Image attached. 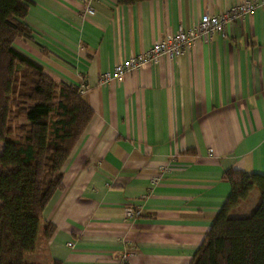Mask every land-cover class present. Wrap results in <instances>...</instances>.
I'll return each instance as SVG.
<instances>
[{
	"label": "crops",
	"instance_id": "0c3cea01",
	"mask_svg": "<svg viewBox=\"0 0 264 264\" xmlns=\"http://www.w3.org/2000/svg\"><path fill=\"white\" fill-rule=\"evenodd\" d=\"M30 1L32 39L15 47L53 80L85 86L93 117L25 262L189 264L230 194L223 173L264 175V8L177 60L102 84L117 62L244 0ZM258 202L254 190L233 210ZM128 206L140 217L125 219Z\"/></svg>",
	"mask_w": 264,
	"mask_h": 264
},
{
	"label": "trees",
	"instance_id": "16d2710c",
	"mask_svg": "<svg viewBox=\"0 0 264 264\" xmlns=\"http://www.w3.org/2000/svg\"><path fill=\"white\" fill-rule=\"evenodd\" d=\"M30 3L0 0V264H28L42 213L93 117L80 87L53 80L15 47L32 39L24 22ZM222 179L230 194L189 264H264V175L228 169ZM254 190L259 202L251 215L229 217ZM53 231L46 224L45 236Z\"/></svg>",
	"mask_w": 264,
	"mask_h": 264
},
{
	"label": "built area",
	"instance_id": "2783aa9c",
	"mask_svg": "<svg viewBox=\"0 0 264 264\" xmlns=\"http://www.w3.org/2000/svg\"><path fill=\"white\" fill-rule=\"evenodd\" d=\"M261 8H264V0H244L218 15L205 13L193 27L186 29L179 27L175 34L167 35L156 41L146 52L117 62L111 72L100 76L99 82L102 84L110 81L119 82L126 74L140 71L150 64H159L163 58L177 60L188 53L197 42L208 43L215 34L224 36L229 26ZM86 10L91 12L90 7H87ZM87 91L85 86L80 87L81 94H86ZM156 180L153 183H156ZM144 197L145 195L142 196V198ZM140 214L139 210L130 206L124 208V217L127 220H135L140 217ZM126 260L127 256L125 255L120 259L119 264H125Z\"/></svg>",
	"mask_w": 264,
	"mask_h": 264
},
{
	"label": "rangeland",
	"instance_id": "374dc122",
	"mask_svg": "<svg viewBox=\"0 0 264 264\" xmlns=\"http://www.w3.org/2000/svg\"><path fill=\"white\" fill-rule=\"evenodd\" d=\"M246 216H242V214H237V211H230L229 217L235 218V217H247L250 216L251 214H245Z\"/></svg>",
	"mask_w": 264,
	"mask_h": 264
}]
</instances>
